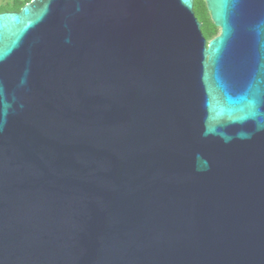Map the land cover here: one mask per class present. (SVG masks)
<instances>
[{"label": "water", "instance_id": "water-1", "mask_svg": "<svg viewBox=\"0 0 264 264\" xmlns=\"http://www.w3.org/2000/svg\"><path fill=\"white\" fill-rule=\"evenodd\" d=\"M205 1L0 13V264H264V0Z\"/></svg>", "mask_w": 264, "mask_h": 264}, {"label": "trees", "instance_id": "trees-1", "mask_svg": "<svg viewBox=\"0 0 264 264\" xmlns=\"http://www.w3.org/2000/svg\"><path fill=\"white\" fill-rule=\"evenodd\" d=\"M31 0H11L5 4L0 5V13L7 12V11H20L21 8ZM194 9L196 15L200 18H204L205 13L207 11L205 0H195ZM216 31L213 29H205V36L207 38H211Z\"/></svg>", "mask_w": 264, "mask_h": 264}, {"label": "flooded vegetation", "instance_id": "flooded-vegetation-1", "mask_svg": "<svg viewBox=\"0 0 264 264\" xmlns=\"http://www.w3.org/2000/svg\"><path fill=\"white\" fill-rule=\"evenodd\" d=\"M206 3V1H205ZM206 8H207V5H206ZM198 17V16H197ZM199 21L202 23V31L205 35V29H213L214 31H216V33L211 37V38H207L208 41H210L211 39L217 37L220 33H221V27H218L215 25L214 21L212 20V17H211V14L207 8V11L205 13V16L204 18H200L198 17Z\"/></svg>", "mask_w": 264, "mask_h": 264}, {"label": "rangeland", "instance_id": "rangeland-1", "mask_svg": "<svg viewBox=\"0 0 264 264\" xmlns=\"http://www.w3.org/2000/svg\"><path fill=\"white\" fill-rule=\"evenodd\" d=\"M8 1H11V0H0V5L5 4V3H7Z\"/></svg>", "mask_w": 264, "mask_h": 264}]
</instances>
